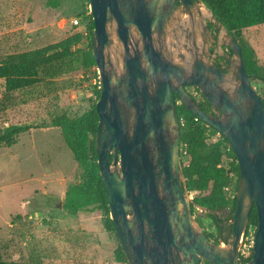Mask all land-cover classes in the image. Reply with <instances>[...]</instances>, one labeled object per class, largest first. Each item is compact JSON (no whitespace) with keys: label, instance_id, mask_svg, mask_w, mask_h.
<instances>
[{"label":"water","instance_id":"1","mask_svg":"<svg viewBox=\"0 0 264 264\" xmlns=\"http://www.w3.org/2000/svg\"><path fill=\"white\" fill-rule=\"evenodd\" d=\"M193 1L204 6L200 0H88L99 75L94 147L110 220L127 264H242L238 248L255 207L257 227L245 264H264V110L240 47L226 33V46L238 59L233 86L197 45L189 63L171 62L162 49L175 7L181 3L189 11ZM115 40L121 52H112L113 62ZM186 87H195L212 112L201 110ZM175 96L236 156L239 179L226 247L195 226Z\"/></svg>","mask_w":264,"mask_h":264},{"label":"rangeland","instance_id":"2","mask_svg":"<svg viewBox=\"0 0 264 264\" xmlns=\"http://www.w3.org/2000/svg\"><path fill=\"white\" fill-rule=\"evenodd\" d=\"M201 8V19H192L194 25L184 22L187 17L177 12L180 23L176 29H168L162 44L164 54L173 63L191 62L195 47L190 39L186 40L190 38L186 37V29L191 35L194 29L199 32L201 26L207 25L209 42L206 52L211 58L204 60L223 65H226L223 59L231 60L225 82L233 86L236 84L234 73L238 59L229 53L225 30L212 20L204 6ZM89 16L88 0H0V61L19 52L59 42L76 33L82 34L83 41L73 49L91 52L87 31L71 25L74 18L87 24ZM242 37L252 48L257 66L264 69V25L243 30ZM196 40L199 50H202L201 37ZM115 50L121 52V45L116 40L110 54ZM251 86L259 96L264 95V83L253 78ZM187 91L196 103H203L199 91L193 87H188ZM97 92L99 75L96 66L86 68L81 62L69 73L44 78L38 84L16 92L12 100L2 99L3 82L0 81V135L11 127H37L19 134L15 145L0 148V245L5 264H127L116 253L118 241L114 232L105 229L106 214L95 198L82 212H71L65 207L70 202L65 194L83 183L84 169L73 160L60 130L41 128L62 115L69 119L80 117L95 106ZM218 137L216 135L212 141ZM90 155L87 167L92 173L96 162ZM181 161L186 163L187 159ZM231 163L235 162L227 163V166ZM98 175L99 171H94L93 176ZM91 179L90 176L88 180ZM234 191L236 193L233 180L227 191V207L216 212L218 227L206 210L196 207L192 211L197 229L224 247L231 234L230 200ZM243 244L244 249L252 251L249 238Z\"/></svg>","mask_w":264,"mask_h":264},{"label":"trees","instance_id":"3","mask_svg":"<svg viewBox=\"0 0 264 264\" xmlns=\"http://www.w3.org/2000/svg\"><path fill=\"white\" fill-rule=\"evenodd\" d=\"M200 1L204 7L210 11L220 26L224 28L225 32L233 38L240 47L244 69L248 75L250 84L253 78H255L257 82L264 83V73H261L264 69L257 66L252 48L242 37L243 30L264 25V0ZM89 18L90 20L87 24L82 20L81 24L87 31L86 39L89 42L88 48L90 50L93 24L90 16ZM82 41V34L76 33L59 42L33 50L19 52L1 60L0 81L3 82L2 99L4 101L12 100L16 92L34 86L44 78L51 79L69 73L77 68L79 62L86 68L95 66L90 51L73 49L74 46ZM97 96L99 98V92H97ZM260 99L264 110V95H260ZM202 100L203 103H197V105L201 110L207 112L204 105H206L207 108L210 106L203 97ZM175 101H179V105H176V115L180 131L179 154L180 159H187L186 163L183 161H181V163L183 166L186 188L188 193L192 196L191 209L194 211L196 207H200L206 210L208 216L216 224V227H218L214 215L228 205L229 196L226 189H229L233 180L234 190L237 187L239 168L236 163V156L227 141L221 135H219L216 141H212L218 133L217 130L207 126L200 120H196V117L184 107L178 96H175ZM97 124L98 116L94 106L76 119H69L62 115L54 118L49 126L41 128H54L60 130L63 143L71 153L73 160L84 169L83 176L85 180L80 185H76L66 192L65 195L70 199V202L66 204L65 207L71 212H82L87 210V206L91 204L90 200L95 198L106 214L104 221L105 229L113 233L114 227L110 220L103 183L100 175L93 176L94 171H99L94 147ZM33 129H37V127H11L0 135V148H9L15 145L19 134L26 133ZM90 137L91 139L89 140ZM89 154H91L90 157L93 161L96 162L92 168V173L87 167ZM228 157H232L235 163H231L227 166L226 158ZM90 176L92 179L89 181L88 179ZM230 202L232 217H234L236 203L235 191ZM197 223L200 224V221L197 220ZM249 226L257 227L255 207L252 208L244 234L247 233ZM204 234L210 241H214L210 235ZM213 243L219 244L216 241ZM116 253L124 262L126 261L118 242ZM250 258L251 257L242 261V264L247 263ZM0 264H5L1 245ZM11 264L42 263L12 262Z\"/></svg>","mask_w":264,"mask_h":264},{"label":"flooded vegetation","instance_id":"4","mask_svg":"<svg viewBox=\"0 0 264 264\" xmlns=\"http://www.w3.org/2000/svg\"><path fill=\"white\" fill-rule=\"evenodd\" d=\"M200 7H199V4H198V2H196V1H193V3L191 4V7H190V10L189 11H186L183 7H182V5H181V3L178 5V6H176L175 7V11H174V13L171 15V17L169 18V28L168 29H170V31L171 30H173V29H176L177 27H178V23H180L179 21H178V19H179V17L177 16V12H182V15L184 16V17H187V19L189 20H184V22H190L192 25H194V22H192V19L194 20L195 18L197 19L198 17L200 18ZM198 18V19H199ZM201 19V18H200ZM200 24H203V23H200ZM183 24H181V27H183L182 26ZM202 27V29L199 31V32H197V30L196 29H194L193 30V32H192V34L191 35H189V29H186V31H187V34H186V37H190V38H187L186 40H188V39H190V41L192 42V45L193 46H195L196 45V42H197V37H201V39H202V42H203V47H202V50H204L205 52H206V50H207V44H208V42H207V40H208V37H207V35H206V33H207V25H204V26H201ZM194 28V27H193ZM199 33V34H198ZM189 41V40H188ZM202 50H200V52H199V54H202L203 52H202ZM193 53H195V49H193ZM207 53V52H206ZM229 53L230 54H232L230 51H229ZM209 54V53H208ZM224 60V62H225V64L226 65H223V64H221L220 62H215L214 63V65H216L217 67H219V68H222V71L225 73V75H226V77H227V74H228V67L230 66V63H229V61L227 60V59H223ZM187 88L188 87H186V90H187ZM193 88H195V87H193ZM196 89V88H195ZM188 92V91H187ZM204 108H206L207 109V113H210V112H212V110H211V108L209 107V108H207V106L206 105H204Z\"/></svg>","mask_w":264,"mask_h":264},{"label":"built area","instance_id":"5","mask_svg":"<svg viewBox=\"0 0 264 264\" xmlns=\"http://www.w3.org/2000/svg\"><path fill=\"white\" fill-rule=\"evenodd\" d=\"M71 25L74 26V27H82L83 26L81 24V20L78 19V18H74L71 21ZM196 120H198V119L196 118ZM219 135L220 134L217 133V136H219ZM233 161H234L233 158H230V157L226 158V163H230V162H233ZM236 163H237V160H236ZM226 191H229V189H226ZM191 199H192V197H191ZM255 230H256V227L249 226L247 233L244 234L242 239H241V242H240V245H239V248H238V257H239V260L241 261V263H242V261L248 259L251 256V251L244 249L245 248V244H243V241L244 240L247 241L248 238H249V241H250V244H251L250 245V249H251L253 247V239H254ZM245 235H247V236L244 237Z\"/></svg>","mask_w":264,"mask_h":264},{"label":"bare ground","instance_id":"6","mask_svg":"<svg viewBox=\"0 0 264 264\" xmlns=\"http://www.w3.org/2000/svg\"><path fill=\"white\" fill-rule=\"evenodd\" d=\"M118 51V50H117ZM112 59H113V53H112ZM113 62H114V59H113ZM227 84H228V82H227Z\"/></svg>","mask_w":264,"mask_h":264}]
</instances>
